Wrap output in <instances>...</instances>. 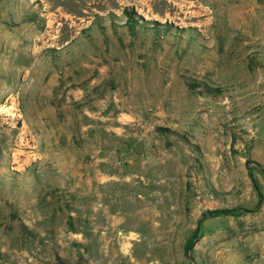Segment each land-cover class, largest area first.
I'll return each mask as SVG.
<instances>
[{
  "label": "rangeland",
  "instance_id": "obj_1",
  "mask_svg": "<svg viewBox=\"0 0 264 264\" xmlns=\"http://www.w3.org/2000/svg\"><path fill=\"white\" fill-rule=\"evenodd\" d=\"M0 264H264V0H0Z\"/></svg>",
  "mask_w": 264,
  "mask_h": 264
},
{
  "label": "trees",
  "instance_id": "obj_2",
  "mask_svg": "<svg viewBox=\"0 0 264 264\" xmlns=\"http://www.w3.org/2000/svg\"><path fill=\"white\" fill-rule=\"evenodd\" d=\"M125 16L127 18V23L129 26L132 25V22L135 20L134 17L136 18H140L138 17V15H136V13L131 9H125ZM141 19V18H140ZM135 23V22H134ZM206 90L210 89L209 87H207L206 85H202Z\"/></svg>",
  "mask_w": 264,
  "mask_h": 264
},
{
  "label": "bare ground",
  "instance_id": "obj_3",
  "mask_svg": "<svg viewBox=\"0 0 264 264\" xmlns=\"http://www.w3.org/2000/svg\"><path fill=\"white\" fill-rule=\"evenodd\" d=\"M147 18V17H146Z\"/></svg>",
  "mask_w": 264,
  "mask_h": 264
}]
</instances>
